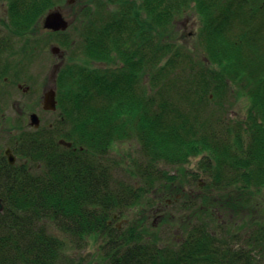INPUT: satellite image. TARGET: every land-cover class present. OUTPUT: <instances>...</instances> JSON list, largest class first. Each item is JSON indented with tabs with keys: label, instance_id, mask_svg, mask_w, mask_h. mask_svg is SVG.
<instances>
[{
	"label": "trees",
	"instance_id": "16d2710c",
	"mask_svg": "<svg viewBox=\"0 0 264 264\" xmlns=\"http://www.w3.org/2000/svg\"><path fill=\"white\" fill-rule=\"evenodd\" d=\"M106 1L114 8L89 0L79 38L61 42L70 58L55 79V119L10 131L16 162L0 157V264H76L71 247L89 238L100 241L98 264H264V221L254 234L261 257L227 243L236 232L228 224L251 225L242 209L264 208V0ZM56 2L7 0L2 25L32 34ZM185 11L195 14L201 52L171 41L173 17ZM240 96L247 106L234 119ZM129 139L142 159L110 161L113 143ZM193 157L205 184L188 200L179 193L189 220L181 240L160 244L133 223L114 224L113 211L156 184L170 193L172 171ZM118 169L140 185L116 180ZM209 204L228 223H212Z\"/></svg>",
	"mask_w": 264,
	"mask_h": 264
},
{
	"label": "rangeland",
	"instance_id": "374dc122",
	"mask_svg": "<svg viewBox=\"0 0 264 264\" xmlns=\"http://www.w3.org/2000/svg\"><path fill=\"white\" fill-rule=\"evenodd\" d=\"M6 1L7 0H0V12L4 9ZM88 1L86 6H93V3ZM55 4L60 5L62 14L68 21H71V23L75 22L76 24H71L65 34L44 35V31L41 30L40 25L38 30H41V32H37L38 30H36L37 33L35 32V34H28L27 36L15 35L10 37L11 47H13L15 51L12 53L14 56L10 54L6 55L5 62H8V65L10 63L13 64L11 69L15 70L16 78H13V72L9 73V82L4 86H0V94L3 93L2 97L5 96L3 101H0V156H4L2 151H4L6 147L12 145V142L10 143V131L12 134H17L22 130L24 131V129L27 130L30 128L28 124V114L30 112L37 114L41 125H47L55 119L54 114L42 109V94L53 83L48 80V75L52 67L58 62H61V65H63L62 62H66L70 58L69 53H64L65 49L60 46V40L65 36L75 39L79 38V35L76 33V30H79L77 29L79 25L77 26L78 22L75 20L74 16L75 9L78 6L75 5L74 8H70L65 4V0H63V2L61 0L60 3L56 2ZM98 4L99 2H97L94 7ZM110 7L114 8L113 5H110ZM173 19V28L170 36L173 34L174 40L171 41L196 48L201 52V46H199L197 38L194 37L195 24L197 25L195 14L188 11L180 16H174ZM73 26H75V29L72 28ZM33 39H36L38 42L35 46L31 45L29 42ZM52 45H58L63 50L62 54L64 53V55L62 58H57V56L51 52L50 46ZM32 53L34 54L32 55ZM93 65L104 66V63H94ZM21 71H23L22 74L31 75L33 78L29 79L21 76ZM17 84L23 86L29 85L28 92L18 88ZM246 106L247 100L240 96L232 102L229 116H232L231 118L234 119L242 118ZM108 156L111 158L109 159L110 161L115 159L122 162L123 166H128L130 162L132 163V161H140L142 159L139 147L133 139L115 141L109 150ZM197 160L198 157H193L183 166L174 168V172L172 171V173L175 175V181L173 190L170 193L162 189L168 186L166 183H159L160 187L157 188L159 184H156L151 191L141 195L132 205L127 206L120 212L117 210L113 211L114 224L120 228L126 223H133V225L141 228L137 231L141 236L144 238L152 237L160 244H175V242L181 240L184 235V227L186 223L189 222L187 219L188 212L186 209L180 207L181 202H175L174 199L179 193L184 194V200H188L202 193L201 189L205 184V176L202 174L194 175L197 172ZM121 179H123L126 187L132 186V188H136L137 185H140L139 182H134L132 184L133 180L126 177L121 169H118V171H116V180ZM203 195L211 197L209 194ZM261 196H264V190ZM217 211L218 212L212 216V220L215 221L216 219V221H220V223L223 221L228 223L227 217L231 215L225 212H219L218 209ZM263 211L264 208L258 210L253 205L248 209H242L240 215L246 216L249 213L253 222L264 221ZM195 221H193V223ZM228 225L236 230L229 238L234 237L239 239L240 245L245 247L250 241V232H252L250 228L244 229L242 226L240 228L238 227L240 224L237 225L234 221ZM255 228L257 227L255 226ZM99 243V240L89 238L85 242L78 243L77 248L71 247L72 250L70 254L73 256V261L76 264H98L97 260L99 259L100 253L97 249ZM255 249H257L256 244H253L252 250L255 251ZM261 261H264V259Z\"/></svg>",
	"mask_w": 264,
	"mask_h": 264
},
{
	"label": "water",
	"instance_id": "95a60500",
	"mask_svg": "<svg viewBox=\"0 0 264 264\" xmlns=\"http://www.w3.org/2000/svg\"><path fill=\"white\" fill-rule=\"evenodd\" d=\"M43 27L52 31H57V30H64L67 27V22L64 20L62 17L60 11L56 9L49 10L44 18H43ZM51 52L54 54L59 53V49L55 46L51 47ZM55 73H56V68H52L50 74H49V80L52 81L55 78ZM55 88L54 86L49 87L47 90H45L42 94V109L46 111H53L55 110ZM29 124L33 127H38L39 125V118L35 113H31L29 115ZM59 144L65 145V146H70V143L64 141V140H59ZM5 154L7 155V159L9 163H13L14 161V156L10 153V149L6 148L5 149ZM2 210V205L0 203V211ZM264 213V212H263Z\"/></svg>",
	"mask_w": 264,
	"mask_h": 264
},
{
	"label": "flooded vegetation",
	"instance_id": "af4514ba",
	"mask_svg": "<svg viewBox=\"0 0 264 264\" xmlns=\"http://www.w3.org/2000/svg\"><path fill=\"white\" fill-rule=\"evenodd\" d=\"M57 7H59V9L60 10H62L61 8H60V5H57ZM4 12H5V10H4ZM3 12V13H4ZM62 12V11H61ZM1 16H2V14H0V19H1ZM7 54H10V55H13L14 56V54H12V52L11 51H8V50H6L3 46H0V72H2V71H4V70H6L7 72H8V74L7 75H3L1 78H2V83L1 84H3V83H5V82H9V73H10V71L11 72H13L14 74H13V78H16V72H15V70H13V69H9V67H8V62H5V58H6V55ZM12 57V56H11ZM13 64H9V66H10V68H11V66H12ZM20 73V72H19ZM23 73V71H21V76H24V77H26V78H33L31 75H25V74H22ZM17 87L18 88H20V89H22L23 91H26V92H28V89H29V85H21V84H17ZM3 99V98H2ZM176 199H177V196H176ZM213 208L214 209H216L217 208V206H213ZM210 209H212V207H209V208H207V207H205V212L204 213H206V214H209L211 211H209ZM218 210H220V208L218 209ZM213 212V211H212ZM231 216H228L227 218H230ZM210 219V218H209ZM208 219V220H209ZM227 243L229 244V248H230V250L232 251V252H234V253H236V252H238V251H240L241 249H243L242 247V245H239L235 240H232V241H227ZM252 247H253V240L252 239H250V241H249V243L245 246V248H244V250H243V252L244 253H247V254H249L250 255V258H251V261L252 260H254V258H255V253H254V251L252 250Z\"/></svg>",
	"mask_w": 264,
	"mask_h": 264
},
{
	"label": "bare ground",
	"instance_id": "6f19581e",
	"mask_svg": "<svg viewBox=\"0 0 264 264\" xmlns=\"http://www.w3.org/2000/svg\"><path fill=\"white\" fill-rule=\"evenodd\" d=\"M14 160H15V162H16V157H14ZM15 162L13 161V163H11V165L14 164ZM210 203H211V202H210ZM209 205H210V207H212V208H213V206H214L213 204H209Z\"/></svg>",
	"mask_w": 264,
	"mask_h": 264
}]
</instances>
